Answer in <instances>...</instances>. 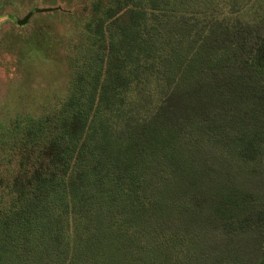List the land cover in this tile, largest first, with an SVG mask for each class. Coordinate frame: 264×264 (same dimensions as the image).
Instances as JSON below:
<instances>
[{
    "label": "trees",
    "instance_id": "16d2710c",
    "mask_svg": "<svg viewBox=\"0 0 264 264\" xmlns=\"http://www.w3.org/2000/svg\"><path fill=\"white\" fill-rule=\"evenodd\" d=\"M84 2L0 121V264H264V0Z\"/></svg>",
    "mask_w": 264,
    "mask_h": 264
},
{
    "label": "rangeland",
    "instance_id": "374dc122",
    "mask_svg": "<svg viewBox=\"0 0 264 264\" xmlns=\"http://www.w3.org/2000/svg\"><path fill=\"white\" fill-rule=\"evenodd\" d=\"M90 3V0H87ZM84 0H0V121L39 112L66 92V53L83 24ZM35 12L26 26L10 16Z\"/></svg>",
    "mask_w": 264,
    "mask_h": 264
}]
</instances>
